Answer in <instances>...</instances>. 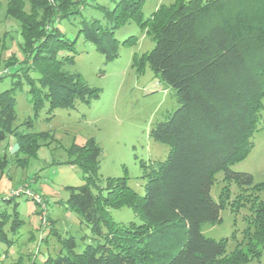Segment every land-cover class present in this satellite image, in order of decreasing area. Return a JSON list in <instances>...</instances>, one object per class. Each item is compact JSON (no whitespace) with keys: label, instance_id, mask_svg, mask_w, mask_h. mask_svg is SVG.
I'll return each instance as SVG.
<instances>
[{"label":"trees","instance_id":"16d2710c","mask_svg":"<svg viewBox=\"0 0 264 264\" xmlns=\"http://www.w3.org/2000/svg\"><path fill=\"white\" fill-rule=\"evenodd\" d=\"M145 1L85 0L83 6L102 10L104 20H85L80 31L106 53L107 60L119 55L120 42L132 44L138 39L131 35L120 41L116 31L123 25L137 23L153 36L155 45L144 52L141 65L147 63L158 72L175 89L178 100V106L151 129L156 141L169 144V152L164 160L141 161L145 178L141 194L130 186L128 175L109 176L102 182L98 172L103 148L95 138L75 143L66 161L83 169L85 182L68 186L67 205L90 227L91 235L81 249L75 235L59 237L60 249L48 255L45 264H246L259 260L264 248V200L259 192L264 181L232 166L253 149L252 137L264 108V0H175L161 3L147 17ZM74 3L8 0L7 12L36 40L32 65L22 73L11 71L29 83L34 116L45 107L51 116L59 108L73 106L76 98L90 103L99 96V89L79 73L64 69L75 55L62 52L75 51L76 39L68 37L58 22L82 12L83 7ZM40 8L43 18L38 21ZM47 22L51 23L48 28ZM136 62L134 66L143 71ZM20 83L22 79L0 92V142L13 135L17 152L32 157L41 139L52 133L29 130L33 117L16 124ZM8 162L7 155L0 157V168ZM218 172L229 183L216 200L211 190ZM231 181L237 183L234 195ZM8 194L0 196V202L11 204L18 197ZM18 203L13 210L16 223L21 224ZM123 206L131 207L141 221L114 220L112 209ZM226 206L236 214L243 208L250 212L244 217L243 238L231 250L228 243L237 239L236 230L219 239L202 231L203 223L222 221ZM11 214L0 207V222ZM12 222L10 228L15 230ZM3 224L0 242L10 239Z\"/></svg>","mask_w":264,"mask_h":264},{"label":"rangeland","instance_id":"374dc122","mask_svg":"<svg viewBox=\"0 0 264 264\" xmlns=\"http://www.w3.org/2000/svg\"><path fill=\"white\" fill-rule=\"evenodd\" d=\"M83 1L75 0L74 3L83 7L81 13L58 22L68 37L76 39L75 51L62 52L75 55V61L66 64L64 69L79 73L86 82L99 89V96L92 98L90 103L76 98L73 106L59 108L51 116L45 107L34 116L29 83L23 75H14L11 71L19 69L22 73L32 65L36 40L23 31L20 22L7 12L8 0H0V92L22 79L16 88V124L33 117L34 125L29 130H50L52 133L41 139L38 153L32 157L17 152L18 145L13 135L0 142V157L7 155L9 158L8 165L0 168V196L19 187H27L32 192L16 197L11 204L0 202L1 208L12 213V216L3 218L4 224L0 222V226L5 225L10 238L0 242V264H45L47 256L60 249L59 237L75 235L79 249L90 238V227L81 222L77 213L67 205L68 186L85 182L83 169L66 161L75 143L83 144L88 138H95L103 148L98 172L102 182L109 176L128 175L130 186L141 194L145 192L141 161L149 164L154 160H164L170 149L169 144L156 141L151 136L156 122L178 106L175 89L147 63L141 65L144 52L155 45L153 36L137 23L123 25L116 31L120 41L131 35L138 39L132 44L120 42L119 55L107 60L106 53L97 49L93 41L86 40L80 31L85 20H104L103 11L90 5L84 7ZM174 1L146 0L144 14L147 17L161 3ZM39 10L38 21L43 18L42 8ZM50 24L47 22L45 27H50ZM134 61L144 67L143 71H138ZM252 139L254 147L251 152L234 163L232 168L251 172L256 181H264V108L259 129ZM223 176V172H218L212 186L211 193L216 200L224 185L229 183ZM230 185L234 195L238 190L237 183L231 181ZM259 194L264 200V187ZM16 202H19L18 212L23 219L21 224L19 221L16 223L17 216L13 210ZM249 213L247 208H243L236 214L226 206L221 211L222 221L203 223L202 231L219 239L231 236L236 230L237 239L228 243V250H231L236 241L243 238L247 223L244 217ZM112 216L116 221H141L129 206L113 208ZM11 222L15 230H11ZM246 264H264V248L259 260L254 258Z\"/></svg>","mask_w":264,"mask_h":264},{"label":"built area","instance_id":"2783aa9c","mask_svg":"<svg viewBox=\"0 0 264 264\" xmlns=\"http://www.w3.org/2000/svg\"><path fill=\"white\" fill-rule=\"evenodd\" d=\"M32 194L31 189L27 188V187H19L16 189H11V191L9 192L8 195L10 196H22V195H30Z\"/></svg>","mask_w":264,"mask_h":264}]
</instances>
